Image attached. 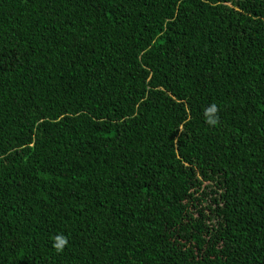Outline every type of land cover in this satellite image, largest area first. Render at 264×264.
<instances>
[{
  "label": "trees",
  "instance_id": "trees-1",
  "mask_svg": "<svg viewBox=\"0 0 264 264\" xmlns=\"http://www.w3.org/2000/svg\"><path fill=\"white\" fill-rule=\"evenodd\" d=\"M0 264H264V0H0Z\"/></svg>",
  "mask_w": 264,
  "mask_h": 264
},
{
  "label": "clouds",
  "instance_id": "clouds-1",
  "mask_svg": "<svg viewBox=\"0 0 264 264\" xmlns=\"http://www.w3.org/2000/svg\"><path fill=\"white\" fill-rule=\"evenodd\" d=\"M54 247L57 251H62L63 247L67 244V239L62 234H58L55 238Z\"/></svg>",
  "mask_w": 264,
  "mask_h": 264
},
{
  "label": "rangeland",
  "instance_id": "rangeland-1",
  "mask_svg": "<svg viewBox=\"0 0 264 264\" xmlns=\"http://www.w3.org/2000/svg\"><path fill=\"white\" fill-rule=\"evenodd\" d=\"M210 193V192H209ZM206 198V196H204Z\"/></svg>",
  "mask_w": 264,
  "mask_h": 264
}]
</instances>
